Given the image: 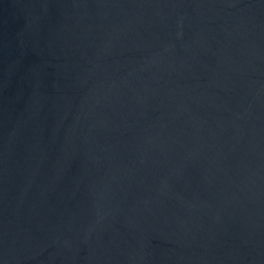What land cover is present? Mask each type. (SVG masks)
Instances as JSON below:
<instances>
[{
    "label": "water",
    "instance_id": "water-1",
    "mask_svg": "<svg viewBox=\"0 0 264 264\" xmlns=\"http://www.w3.org/2000/svg\"><path fill=\"white\" fill-rule=\"evenodd\" d=\"M0 264H264V0H0Z\"/></svg>",
    "mask_w": 264,
    "mask_h": 264
}]
</instances>
